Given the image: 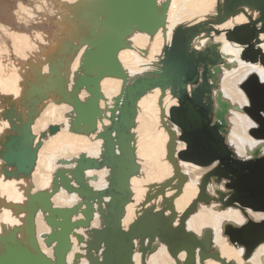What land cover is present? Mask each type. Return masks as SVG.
<instances>
[{
	"label": "water",
	"instance_id": "obj_1",
	"mask_svg": "<svg viewBox=\"0 0 264 264\" xmlns=\"http://www.w3.org/2000/svg\"><path fill=\"white\" fill-rule=\"evenodd\" d=\"M158 1L86 0L74 8L78 15L70 24L76 26V39L79 44L66 41L63 43V51L65 54L74 53L81 46L88 47L81 60L80 72L75 74L72 91L61 95L62 102L71 104L76 113L72 116L70 131L90 135L97 130L99 120L109 118L111 124L104 127L97 136V139L104 142L100 158L81 154L79 158L74 159V169H60L56 172L50 191L30 194L27 207H16L17 211L27 212V237L20 239L17 236L20 229L0 236V264H67V255L73 248L71 236L75 235L79 242H83L84 237L76 232L81 227L89 228L97 212L102 226L92 230L90 234L87 249L90 264H135L136 241L139 242L138 251L141 253L142 264H147V255L157 250V242L168 247L177 264H197V255L200 257V263L205 264L207 258L221 259L217 253L211 254L209 251L212 244L211 231H206L200 239L195 233L187 230L186 219L195 211L197 202L219 201L222 208L236 202L244 213L247 209L264 212V157L259 159L257 150L254 160L237 161L225 138L230 104L218 94V107H214L212 92L221 71L218 46L208 45L204 51L193 48L194 39L203 34L209 38L213 33L221 35L223 31L216 26H221L240 13L247 14L245 7L258 11L259 20L264 25V0H223V3L219 0L216 16L192 27H177L171 45H166L163 49L164 56L158 71L130 80L118 55L121 50L129 48V38L135 32L153 36L163 29L166 33L171 0H165L161 6ZM256 35L255 22L252 20L246 25L226 31L228 41L248 46L243 57L256 56L252 45ZM52 61V67L55 65V69L51 70L48 84L42 87L39 79L37 86L41 88L31 90L29 98L33 105L36 100L40 102L45 99L53 89L60 94V91H64V85L69 83L61 74L65 60ZM54 74L56 78L53 77ZM106 77L123 80L121 93L114 99L109 110L111 117L105 115L99 106L101 100H105L101 82ZM56 82L60 83V87L54 85ZM189 85L193 86L191 94ZM156 88L161 89L160 105L167 90L179 100V106L170 111L171 123L181 130L179 140L187 143L186 149L178 153L179 159L204 168L215 162H218V165L203 177L199 196L181 218L180 225L175 228L174 201L182 194L187 177L181 173L177 164L176 131L165 122L166 112L162 110L161 120L170 136L167 159L173 164L175 173L154 193L152 190L156 186H152L146 197L145 206L162 196V210L156 211L155 206L145 208L142 215L125 230L122 221L126 207L132 199L131 179L138 175L141 169L136 157L135 135L132 133L136 126L137 106L143 96ZM83 89L89 93L85 102L79 97ZM261 113L259 120L251 115L258 123L251 134L258 139H264V115ZM6 117L13 122L10 112ZM31 136L28 121L23 124L17 138L6 144L5 157L9 165L16 168L15 173L5 171L7 176L29 175L33 171L37 150L30 141ZM103 168L109 169L108 186L104 189H93L86 173ZM224 179L227 193L217 190L218 197L207 193L212 180L220 184ZM175 181L177 192L167 198L166 189L173 187ZM62 190L69 195L77 194L82 201L74 207H54L52 199ZM225 194L231 195L226 201ZM39 211L46 215L45 221L51 227V232L42 236V239L45 245L52 249V258L42 252L37 239L36 215ZM167 211L171 212L169 218L165 216ZM79 214L83 219L74 221L73 218ZM224 234L233 245L245 248L243 258L248 260L256 247L264 242V221L255 223L249 220L241 228L227 223ZM183 251L187 253V258L181 263L178 256ZM221 261L224 264H233Z\"/></svg>",
	"mask_w": 264,
	"mask_h": 264
},
{
	"label": "bare ground",
	"instance_id": "obj_2",
	"mask_svg": "<svg viewBox=\"0 0 264 264\" xmlns=\"http://www.w3.org/2000/svg\"><path fill=\"white\" fill-rule=\"evenodd\" d=\"M84 1L86 0H0V236L9 235L15 229H20L17 236L20 239L26 238L27 212L17 211L16 207H27L30 194L50 191L53 188L56 172L60 169H74L76 165L74 159L79 158L81 154L100 158L103 151L104 142L102 139H97V136L104 127L111 124L110 119L99 120L97 130L90 135L74 133L70 128L72 116L76 115L75 110L71 104L61 100L62 94L72 91L75 74L80 72L81 60L88 47L81 46L74 53L65 54L63 51V43L66 41L79 44L76 39V26L70 23L78 15L74 8ZM164 2L165 0H159V6ZM218 2L219 0H171L166 33L163 29L153 36L135 32L129 38V48L120 51L118 59L129 79L158 71L159 63L164 56L163 49L166 45H171L177 27H192L208 21L217 15ZM221 2L223 3V0ZM244 9L247 14L240 13L221 26H216L221 32L223 31L221 35L213 33L209 38L203 34L193 41V48L197 51H204L211 44L218 46L221 71L212 96L215 109L218 107L216 103L218 94L230 104L227 115L228 131L225 138L229 150L239 162L254 160L257 150H259L258 158L264 157V139L251 135L254 127L258 126L252 116L259 120V113L264 112V95L260 96L254 87H247L251 78L256 80V84L264 86V25L259 20L258 11H251L247 7ZM250 20L255 22L257 33L252 40L256 56L243 57L248 46L228 41L226 31L246 25ZM61 59L65 60L61 74L63 79H68V85H64V91H60V94L53 89L45 99L40 102L36 100L35 105L31 104L29 97L32 88H41L37 86L39 79L42 87L47 85L48 79H51V70L55 69V65L52 67V60L58 62ZM53 77L56 78V75L54 74ZM54 85L60 87V83L56 82ZM122 86L123 80L115 77H106L101 82L105 100H101L99 106L108 117H111L109 110L113 106L114 99L121 93ZM192 87L189 85V94ZM79 97L85 102L89 93L83 89ZM160 97L161 89L156 88L138 102L136 126L132 133L135 135L136 157L141 169L140 173L131 179L132 199L126 207L122 221L125 230H128L138 216L142 215L145 208L155 206L156 211L162 210V196L145 206L146 197L152 186H156L152 190L154 193L175 173L173 164L167 159L170 136L161 120L162 110L166 112L165 122L176 131L177 164L181 173L187 177L182 194L174 201L175 228L180 225L181 218L199 196L203 177L218 165V162H215L204 168L179 159L178 153L186 149L187 143L179 140L181 130L170 120V111L179 106V100L170 90H167L162 105L159 103ZM250 106H253L251 110ZM8 112L13 116L12 123L6 117ZM212 118L214 121V115ZM28 121L32 133L30 141L37 150L33 171L29 175L19 174L9 177L5 171L15 173L16 168L9 165L5 157L6 144L17 138L23 124ZM86 176L93 189L99 190L108 186V168L89 170ZM225 181L226 179L220 185L212 180L207 193L213 197H218L217 190L227 193ZM73 185L76 186L75 183ZM173 185L166 189L167 198L177 192L175 189L177 181ZM225 195L226 201L231 195ZM80 201L82 199L77 194L69 195L64 190L52 199L54 207L62 208L74 207ZM238 205L232 202L231 205L222 208V203L219 201H199L195 211L186 219L187 230L195 233L200 239L206 231H211L212 244L209 251L211 254L217 253L226 263L263 264L264 242L256 247L248 260H245L243 258L245 248L233 245L224 234L227 223L241 228L249 220L255 223L264 221V212L247 209L244 213ZM165 216L169 218L171 212H165ZM45 217L46 215L41 211L36 215L37 239L42 252L52 258V249L48 248L42 239V236L51 232ZM80 219H83L81 214L73 218L74 221ZM101 226L100 215L97 212L89 228L81 227L76 232L84 237L83 242H79L75 235L71 236L73 248L67 255V264H90L87 258L90 234L92 230ZM135 243L134 263L142 264L141 253L138 251L139 242ZM157 243V250L147 255V264H177V260L170 255L168 247ZM186 258L187 253L183 251L179 254L178 261L184 263ZM221 260L207 258L205 264H224ZM197 264H201L199 255H197Z\"/></svg>",
	"mask_w": 264,
	"mask_h": 264
},
{
	"label": "rangeland",
	"instance_id": "obj_3",
	"mask_svg": "<svg viewBox=\"0 0 264 264\" xmlns=\"http://www.w3.org/2000/svg\"><path fill=\"white\" fill-rule=\"evenodd\" d=\"M58 12V11H56ZM250 86V87H254L259 93H260V96L261 95H264V86L260 85V84H256V80H253V78L250 79V81L247 83V87ZM263 97V96H262ZM249 98V97H248ZM250 100V99H249ZM260 101H262L260 99ZM261 103V102H260ZM253 106H250V110L252 109ZM262 114L264 115V112H262ZM253 119V118H252ZM252 135V134H251ZM228 239V238H227Z\"/></svg>",
	"mask_w": 264,
	"mask_h": 264
}]
</instances>
